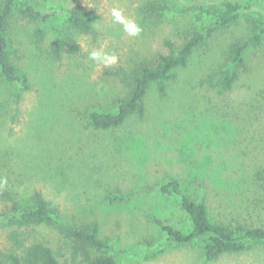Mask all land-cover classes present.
<instances>
[{
    "label": "rangeland",
    "instance_id": "1",
    "mask_svg": "<svg viewBox=\"0 0 264 264\" xmlns=\"http://www.w3.org/2000/svg\"><path fill=\"white\" fill-rule=\"evenodd\" d=\"M147 1L43 0L66 12L87 8L91 33L77 31L63 16L40 23L16 12L8 49L28 85L0 75V190L22 206L40 192L67 224L96 222L101 238L123 251L116 264H264L263 242L212 260L201 242L168 243L163 225L187 232L192 221L180 197L160 189L178 179L193 198L205 196L212 220L264 227V33L247 50L231 90L220 91L209 79L229 67L232 42L249 40L257 25L264 28L256 14L214 31L165 94L153 84L143 117L106 130L89 123L91 111L115 110V99L127 94L116 71L169 53L167 40L180 45L186 34L205 31L226 0L171 3L155 16L145 11ZM113 8L140 33L130 36L114 21ZM37 28L45 30L42 40ZM92 51L117 61L105 66L89 58ZM116 195L125 201L114 202ZM11 229L2 225L0 239ZM19 230L47 243L61 260L71 256V242L55 226Z\"/></svg>",
    "mask_w": 264,
    "mask_h": 264
},
{
    "label": "trees",
    "instance_id": "2",
    "mask_svg": "<svg viewBox=\"0 0 264 264\" xmlns=\"http://www.w3.org/2000/svg\"><path fill=\"white\" fill-rule=\"evenodd\" d=\"M171 3L180 6L189 4L187 0H148L144 9L149 16H155L167 10ZM16 12L40 23L63 16L77 31L91 33L94 30L87 8L81 5H75L66 12L61 7L48 6L43 0H1L0 75L9 83L20 82L24 86L28 85L27 75L19 71L8 49L10 22ZM244 14H256L257 22L264 24V5L261 0H250L248 3L226 0L219 8L213 25L205 31L196 30L186 34L180 45L167 40L169 53L160 52L153 61L116 71V75L128 88L127 94L115 99V110L91 111L90 125L94 129H113L124 124L130 116L143 117L151 86L157 84L159 92L165 94L168 82L176 77L179 68L188 65L194 51L214 31L229 27ZM263 33L264 28L257 25L249 40L239 39L231 43L227 57L229 67L220 68L210 75L213 87L224 92L233 88L240 77L239 69L245 64L247 50L251 44L260 42ZM36 35L42 40L45 30L37 28ZM59 49L60 46L55 44L54 50L58 55ZM160 189L163 193L179 196L182 208L192 221V229L187 232L172 225H163L168 243L181 245L201 242L206 257L211 260L226 253L241 252L253 242L264 243V227H247L241 224L234 226L212 220L208 214L205 196L193 198L178 179L163 183ZM113 201L125 200L116 195ZM2 225L12 229L4 240L0 239V264H116L123 254L122 250L101 238L96 222L67 224L60 221L58 212L40 192L33 196L31 204L22 206L9 190H0V227ZM37 225L55 226L71 242V256L61 260L47 243L31 240L25 232L19 230Z\"/></svg>",
    "mask_w": 264,
    "mask_h": 264
},
{
    "label": "clouds",
    "instance_id": "3",
    "mask_svg": "<svg viewBox=\"0 0 264 264\" xmlns=\"http://www.w3.org/2000/svg\"><path fill=\"white\" fill-rule=\"evenodd\" d=\"M111 15L113 16L115 22L124 25V30L130 36H136L140 33L141 28L134 21H126L120 9L113 8L111 11ZM89 58L94 61L101 62L105 64V66L115 64L117 61V57L115 55L102 54L99 51L90 52Z\"/></svg>",
    "mask_w": 264,
    "mask_h": 264
}]
</instances>
